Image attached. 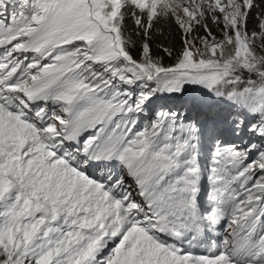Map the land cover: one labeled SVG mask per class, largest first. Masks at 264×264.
I'll return each instance as SVG.
<instances>
[{
    "label": "snow or ice",
    "instance_id": "obj_1",
    "mask_svg": "<svg viewBox=\"0 0 264 264\" xmlns=\"http://www.w3.org/2000/svg\"><path fill=\"white\" fill-rule=\"evenodd\" d=\"M0 264H264V0H0Z\"/></svg>",
    "mask_w": 264,
    "mask_h": 264
}]
</instances>
